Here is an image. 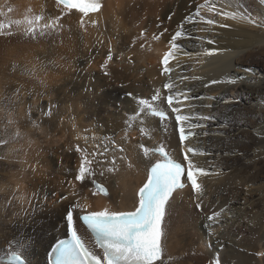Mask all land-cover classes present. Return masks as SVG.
<instances>
[{
    "label": "bare ground",
    "instance_id": "1",
    "mask_svg": "<svg viewBox=\"0 0 264 264\" xmlns=\"http://www.w3.org/2000/svg\"><path fill=\"white\" fill-rule=\"evenodd\" d=\"M223 12L236 19L217 15ZM248 16L264 21V2L104 0L81 26L78 14L59 18L54 0H0V264L13 237L29 245L26 264L48 263L50 245L66 235L69 202L61 197L70 187L87 212L134 210L148 166L160 159L150 148L178 157L187 145L195 149L189 159L209 173L198 177L203 207L190 189L173 194L162 224L163 264H208L213 255L224 264H264V28ZM54 18L55 26L43 27ZM176 30L174 71L162 75ZM165 94L178 97L175 106L189 117L185 128L194 136L183 144L172 119L140 110L139 99L165 108ZM76 146L96 154V175L83 184L75 180ZM213 212L221 215L209 228ZM83 213L74 212L75 227L99 254L79 223Z\"/></svg>",
    "mask_w": 264,
    "mask_h": 264
},
{
    "label": "snow or ice",
    "instance_id": "2",
    "mask_svg": "<svg viewBox=\"0 0 264 264\" xmlns=\"http://www.w3.org/2000/svg\"><path fill=\"white\" fill-rule=\"evenodd\" d=\"M264 2V0H262ZM56 6L59 8L60 17L73 16L78 14L79 22L81 26H84V17H88L90 13L97 12L101 8L100 0H55ZM196 14H199V8ZM223 15L236 19L235 13H217V15ZM41 17H37L34 21V26L27 30L29 35L36 32L35 25L39 23ZM172 19L171 16L168 17ZM249 24L255 25L259 28H264V21H257L251 16L247 17ZM191 20V16H186L178 23V29H182L184 24ZM57 23V19H53L51 24H44L43 27H53ZM95 24V21H92ZM208 24L216 23L209 19ZM225 25L221 24L220 27ZM168 29L165 28L160 33L154 35V40H159L164 32ZM41 34H43L41 32ZM182 32L176 30L175 34L171 36L169 41V48L176 49L179 45L176 44L178 38H180ZM145 33L141 32L138 39H144ZM211 42V41H210ZM141 47L144 45L141 44ZM206 55H215V52L209 51ZM173 56V52H166L161 60L163 65L162 75L169 73L168 67L169 60ZM113 57L111 50L107 55V61H112ZM102 67L106 70L108 64L105 63ZM251 71V69H247ZM109 73L105 71V75ZM199 77H196L198 79ZM218 81H213L217 83ZM235 84L236 80L229 81ZM164 87L168 90L172 89V84H165ZM132 95V94H129ZM135 99V97H133ZM160 99V93L157 91L152 95L151 100L157 101ZM181 103L178 97L173 95L167 96V105L171 109V113L175 114V122L179 130V141L183 144L189 139L191 133L186 134L185 122L189 117L181 115V108L175 106ZM138 104L140 110L147 109L153 116H158L160 120H165L167 117L164 111L157 110L152 103L147 99H139ZM211 107V105H206ZM207 120L209 117H203ZM201 125H190V127H199ZM71 150V149H70ZM75 151L80 154V161L78 165V173L75 176V180L82 183L86 178L91 179L96 175L93 170V162L96 158V154H92L91 158L86 154L79 146H76ZM159 153L163 156L162 162H157L150 168V173L147 175L146 182L139 188L138 192V205L134 201V210H109L107 207L104 210L86 211L84 205L79 201H73L70 197H76L78 193L74 187L68 189L69 195L62 196L61 199L69 202V207L66 209L65 218L67 222V228L70 235V239L60 240L51 251V264H117L118 261H123L124 264H163L161 259L164 252V248L161 243V238L164 235L162 230V223L164 221L167 209L170 206V201L173 199V194L177 190L184 189L188 185L191 186V191L196 195L195 207L202 209V189L201 184L198 182V177L209 175L202 168H198L194 162L189 159L188 153H195L193 148H187L183 155V160L177 162L169 158L165 148H159ZM227 154V153H226ZM102 155V153H101ZM114 164V161H113ZM103 174V173H101ZM92 185L99 193L107 195V191L95 179L91 180ZM95 194V193H94ZM80 209L85 214L81 215L79 219L82 223L94 233L97 237V243L107 250L101 259L97 254L87 246L81 235L78 234L75 227L74 212ZM223 211V210H221ZM221 215V212H213L207 216L210 222L208 227H212V223L217 220ZM210 236L215 235V231L209 232ZM29 245L22 243L13 237L8 244L7 257L13 262V264H26L25 251ZM259 256L264 257V251L258 253ZM112 257H115L113 259ZM208 264H224L223 259L220 256L213 255L208 259Z\"/></svg>",
    "mask_w": 264,
    "mask_h": 264
},
{
    "label": "rangeland",
    "instance_id": "3",
    "mask_svg": "<svg viewBox=\"0 0 264 264\" xmlns=\"http://www.w3.org/2000/svg\"><path fill=\"white\" fill-rule=\"evenodd\" d=\"M7 10H8V9H7ZM209 11H210V10H209ZM194 14H196V13H194ZM4 29H9V28H7V24H6L5 26H2V27H1V30H2V31H3ZM181 72L183 73V71H181ZM176 81H179V80L177 79V80H175V82H176ZM175 82H174V84H175ZM177 83H178V82H177ZM175 87H176V85L173 86V88H175ZM210 99L213 100V97H210ZM115 150H117V149H115ZM245 190H246V189H245ZM239 250H240V249H239Z\"/></svg>",
    "mask_w": 264,
    "mask_h": 264
}]
</instances>
